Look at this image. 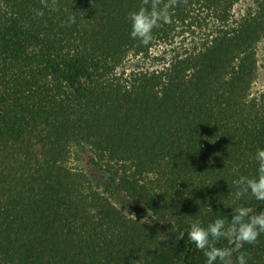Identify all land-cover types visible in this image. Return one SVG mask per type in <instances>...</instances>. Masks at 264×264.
Segmentation results:
<instances>
[{"label":"trees","instance_id":"trees-1","mask_svg":"<svg viewBox=\"0 0 264 264\" xmlns=\"http://www.w3.org/2000/svg\"><path fill=\"white\" fill-rule=\"evenodd\" d=\"M141 2L0 0V264H205L179 231L264 212L235 195L264 149V0H178L148 46L127 19ZM239 252L264 264V234Z\"/></svg>","mask_w":264,"mask_h":264},{"label":"clouds","instance_id":"clouds-1","mask_svg":"<svg viewBox=\"0 0 264 264\" xmlns=\"http://www.w3.org/2000/svg\"><path fill=\"white\" fill-rule=\"evenodd\" d=\"M43 8L51 12L58 10L57 0H40ZM178 0H142L141 6L128 13L130 36L140 44L148 46L153 40V29L161 24L172 22L169 9L176 6ZM36 16L42 17L43 11L33 10ZM75 23V17L69 16L65 26ZM258 165L255 177L239 176L235 181L238 188L236 197L249 195L264 201V149H258L254 155ZM187 234V240L195 245L206 257L205 264H247L246 253L239 252L234 258V252L239 251L244 244H255L258 237L264 234V212L254 213L248 207L239 206L232 213L231 218L215 219L206 227L195 220L187 231H179L177 239H182ZM231 238L236 248L217 247L216 244L223 238Z\"/></svg>","mask_w":264,"mask_h":264},{"label":"rangeland","instance_id":"rangeland-1","mask_svg":"<svg viewBox=\"0 0 264 264\" xmlns=\"http://www.w3.org/2000/svg\"><path fill=\"white\" fill-rule=\"evenodd\" d=\"M248 2V0H246ZM242 7V5H240ZM158 48L156 51H160ZM258 58V73L254 82V90H264V38L258 43L257 46ZM91 151L87 146L75 145L72 147L71 164L79 167L83 166L87 172L90 173L94 183L98 184L99 189L105 191V177L102 175L101 170L95 167L91 162ZM110 195V193L107 192ZM111 198L117 203L122 210L129 212L134 211V208L127 202L121 193L111 194Z\"/></svg>","mask_w":264,"mask_h":264}]
</instances>
